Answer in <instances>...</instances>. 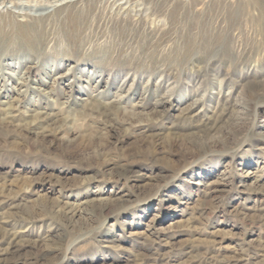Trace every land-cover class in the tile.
<instances>
[{"label": "rangeland", "instance_id": "rangeland-1", "mask_svg": "<svg viewBox=\"0 0 264 264\" xmlns=\"http://www.w3.org/2000/svg\"><path fill=\"white\" fill-rule=\"evenodd\" d=\"M62 2L0 0V264H264V0Z\"/></svg>", "mask_w": 264, "mask_h": 264}, {"label": "bare ground", "instance_id": "bare-ground-1", "mask_svg": "<svg viewBox=\"0 0 264 264\" xmlns=\"http://www.w3.org/2000/svg\"><path fill=\"white\" fill-rule=\"evenodd\" d=\"M63 2L62 3H65V4H67V3H70V2H76V1H78V0H62ZM51 6V5H50ZM22 79V78H21ZM17 81V80H16ZM17 85H15V88H16V86H17V88L18 89H16V90H18V91H21L22 90V88H24L23 87V80L21 81V80H18L17 82ZM25 91V90H24ZM122 91V90H121ZM16 95V94H15ZM9 96V95H8ZM17 96V95H16ZM19 97V96H18ZM1 98V97H0ZM10 99H11V97H10ZM14 99H16V98H13V99H11V100H9L8 98H3V99H0V112H1V115H2V119H4V120H6L7 118H11L12 116H14V114H15V111H16V106L14 105ZM84 100V99H83ZM162 100V99H161ZM117 101H120V100H117ZM54 113H51V112H36L35 113V115L33 116V118L29 121V122H27L28 124L30 123L31 125L33 124V123H35V121H40L41 123H46L49 119H50V117H53L52 115H53ZM69 213V214H68ZM59 214H61V216L62 217H65L66 219H70L71 217H72V210H62L61 212L59 211ZM71 214V215H70ZM68 215H70L69 217H68ZM2 239H4V236H0ZM11 244H16V242L14 241V239L13 238H11V239H9V245H11ZM12 246V245H11Z\"/></svg>", "mask_w": 264, "mask_h": 264}]
</instances>
